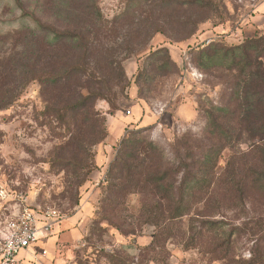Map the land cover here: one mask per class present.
<instances>
[{
    "label": "rangeland",
    "instance_id": "rangeland-1",
    "mask_svg": "<svg viewBox=\"0 0 264 264\" xmlns=\"http://www.w3.org/2000/svg\"><path fill=\"white\" fill-rule=\"evenodd\" d=\"M56 1L0 0V36L35 31L34 18L63 28L67 25L65 18L51 17ZM97 2L103 18L114 21L118 15L123 17L112 24L116 33L101 42L122 60L130 80L127 98L119 101L116 110L104 100L96 101L94 109L104 117L107 135L92 146L86 144L92 124L89 113L85 107L77 109L73 105L78 93L86 92L82 78L74 80L70 89L55 92L61 119L42 114L45 103L35 80L13 105L0 109V242L8 222L23 208L38 211L53 207L60 219L48 237L41 238V234L31 246L27 256L30 264H264V201L258 198L241 210L223 206L214 216L223 221L219 242L230 240L219 248L216 257L204 253L211 235L197 237L200 245L193 248H185L179 236L161 240L152 251L146 248L153 245L152 225H133V232L126 229L131 233L122 234L114 226L96 221L104 214L109 165L128 132L139 131L166 153L175 137L201 136L206 121L204 109L210 102L224 103L229 91L216 77L218 71L209 74L195 65L194 50L215 41L231 46L259 40L264 36V0H217V11H206L204 22L192 34L188 33L190 27L176 23L183 10L166 12L164 23L157 21L163 31L155 33L145 21L150 1ZM87 3L74 2L77 6ZM138 30L135 39L123 38ZM159 47L168 50L174 66L168 63L163 69H155L165 60L164 54L158 58L146 56ZM136 75L144 89L142 97L137 94ZM86 153L94 154V159L99 153L103 160H94L95 167L86 175L79 193L71 195L67 192L69 181L85 177V170H76L73 163L86 161ZM115 203L106 212L114 221L137 224L141 220L138 195H127ZM195 213L192 210L188 216ZM188 216L183 217L185 223ZM192 225L196 228L197 222L192 221Z\"/></svg>",
    "mask_w": 264,
    "mask_h": 264
},
{
    "label": "trees",
    "instance_id": "trees-1",
    "mask_svg": "<svg viewBox=\"0 0 264 264\" xmlns=\"http://www.w3.org/2000/svg\"><path fill=\"white\" fill-rule=\"evenodd\" d=\"M77 1L57 0L54 4L56 12L51 17L65 18L67 25L63 28L34 18L35 31L0 36V45L5 46L0 47V109L13 105L28 83L35 80L45 103L42 114L61 119L55 92L70 89L74 80L82 78L86 92L78 93L73 105L77 109L85 107L89 113L92 124L86 144L92 146L107 135L104 117L94 109L96 101L104 100L116 110L119 101L127 98L130 80L121 58L101 42L116 33L112 24L123 19L122 15L109 21L103 18L97 0H86V6H77ZM148 1L150 10L145 21L155 33L163 31L157 21L164 23V15L170 10H183L176 23L190 27V34L204 22L206 11H217V0ZM138 34L139 30L122 36L133 40ZM161 54L165 60L155 66L156 70L168 63L174 66L165 47L152 50L146 57L158 58ZM193 59L203 72L218 71L216 77L227 86L228 97L224 103L210 102L204 109L206 121L200 137H175L168 153L139 131L128 132L109 165L104 214L96 221L106 222L122 234L131 233L128 230L132 231L133 225H152L153 245L146 247L152 251L161 240L179 236L185 248H193L199 244L197 237L211 235L204 253L216 257L219 248L227 241L230 244L229 239L219 242L223 221L214 219L219 209L224 206L241 210L256 198L264 201V36L231 46L210 42L194 50ZM134 82L142 97L144 89L137 75ZM93 155L86 153V161L73 163L76 170H85V177L69 181V194L79 193L86 175L95 167ZM131 194L139 196L137 211L142 218L137 224L114 221L106 215L110 204H119ZM192 210L196 213L188 216ZM186 216L188 223L183 219Z\"/></svg>",
    "mask_w": 264,
    "mask_h": 264
},
{
    "label": "built area",
    "instance_id": "built-area-1",
    "mask_svg": "<svg viewBox=\"0 0 264 264\" xmlns=\"http://www.w3.org/2000/svg\"><path fill=\"white\" fill-rule=\"evenodd\" d=\"M59 219V211L53 207L38 211L23 208L8 222L6 235L0 242V264H30L27 256H30L31 246L48 237Z\"/></svg>",
    "mask_w": 264,
    "mask_h": 264
},
{
    "label": "crops",
    "instance_id": "crops-1",
    "mask_svg": "<svg viewBox=\"0 0 264 264\" xmlns=\"http://www.w3.org/2000/svg\"><path fill=\"white\" fill-rule=\"evenodd\" d=\"M95 159H96L97 163H98V160H99V163L102 162V160H103L102 155H99V153H97V154L95 155ZM54 238H55V237H54Z\"/></svg>",
    "mask_w": 264,
    "mask_h": 264
}]
</instances>
